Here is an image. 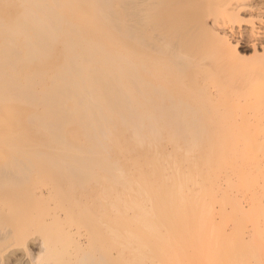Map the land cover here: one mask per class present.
Returning <instances> with one entry per match:
<instances>
[{
    "label": "bare ground",
    "instance_id": "obj_1",
    "mask_svg": "<svg viewBox=\"0 0 264 264\" xmlns=\"http://www.w3.org/2000/svg\"><path fill=\"white\" fill-rule=\"evenodd\" d=\"M121 5L0 0V153L91 157L67 162L91 166L85 180L97 175L107 211L123 208L110 226L124 224L113 231L123 246L114 264L126 252L137 264H264V61H245L240 83L220 88L219 50L203 40L212 69L193 57L184 71L171 68L163 91L161 66L137 55ZM219 35L211 45L229 48ZM247 111L261 122L253 139L241 136Z\"/></svg>",
    "mask_w": 264,
    "mask_h": 264
},
{
    "label": "rangeland",
    "instance_id": "obj_2",
    "mask_svg": "<svg viewBox=\"0 0 264 264\" xmlns=\"http://www.w3.org/2000/svg\"><path fill=\"white\" fill-rule=\"evenodd\" d=\"M121 6V24L126 34L131 33L134 37L132 39L137 44L134 46L137 55H148L149 60L156 58L158 66H161L157 70L164 76V83L160 86L163 91L169 84L170 73L169 78L173 76L171 68L184 71L187 61L190 64L193 57L194 64L199 63V66L201 64L206 69L212 67L213 60L209 59L211 56L202 53H205L201 49L203 45H207L209 50L216 49H212L214 52L219 50V66L223 69L219 70L221 72L218 75L219 81L223 83L220 82V88H235L243 77L241 67L247 65V62L249 65L251 62L260 64L264 61V0H122ZM257 18L263 20V23ZM257 28L260 30L256 31ZM251 29H254V33H261L255 52L250 44L255 36ZM215 33L221 34L220 38L222 35L228 38L230 49L220 43L219 48L211 45L217 35ZM203 40L205 44L201 42ZM126 42L130 41L127 39ZM197 55L206 56V59ZM195 57H198V62ZM134 67L139 69L141 61H136ZM198 68L201 71V67ZM209 73L214 77L215 73ZM228 83L231 85L228 86ZM189 90L193 88L190 86ZM210 91L212 97H216L215 87L212 86ZM165 93L168 96L166 98L176 95L172 92V95ZM220 102L217 107L219 114L223 107ZM246 115L251 119L253 112L247 111ZM250 121L246 133L241 135L247 139L258 137L254 131L261 124L255 118ZM259 139L264 141V137ZM23 145L33 148L35 142L27 141ZM98 157L96 159L103 162L104 156ZM85 158L91 159L84 154L75 153L68 157L44 154L12 156L6 152L0 153V264H112L110 256H115L116 251L117 254L123 252V246L120 248L116 241L113 244L112 239L115 237L113 231L116 228L123 231L124 224L117 222L113 225L114 229L110 228L114 216L117 218L122 214V206L117 204L115 210L107 211L105 205L108 198L99 196L96 190L99 186L98 181L96 182L97 175H93L95 180H85L92 170L91 166H74L68 163L87 161ZM52 160L59 162H51ZM76 167L79 173L76 172ZM78 174L81 176H77ZM244 207L246 210L247 207ZM251 220L252 218H246L247 222ZM133 231L132 226L125 229V233ZM130 254L126 252L123 253L125 257L121 255L129 261L125 264H134L135 261L137 264V253H133L134 258Z\"/></svg>",
    "mask_w": 264,
    "mask_h": 264
}]
</instances>
